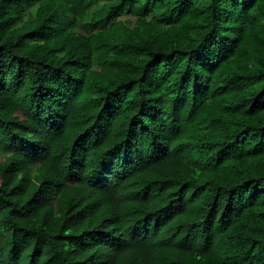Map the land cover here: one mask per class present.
<instances>
[{
    "label": "trees",
    "instance_id": "16d2710c",
    "mask_svg": "<svg viewBox=\"0 0 264 264\" xmlns=\"http://www.w3.org/2000/svg\"><path fill=\"white\" fill-rule=\"evenodd\" d=\"M0 264H264V0H0Z\"/></svg>",
    "mask_w": 264,
    "mask_h": 264
}]
</instances>
